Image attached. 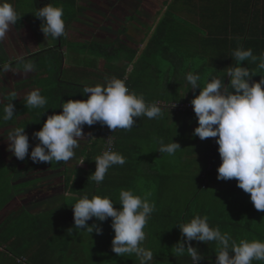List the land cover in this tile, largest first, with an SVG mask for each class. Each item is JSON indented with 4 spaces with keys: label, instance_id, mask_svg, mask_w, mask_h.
Listing matches in <instances>:
<instances>
[{
    "label": "trees",
    "instance_id": "16d2710c",
    "mask_svg": "<svg viewBox=\"0 0 264 264\" xmlns=\"http://www.w3.org/2000/svg\"><path fill=\"white\" fill-rule=\"evenodd\" d=\"M65 1L73 9L78 2ZM52 2L53 0H36L37 10L47 4L53 5ZM247 8L249 12L245 13L246 20L241 24H200L198 33L211 38L207 44L213 49L214 61L220 62L229 58L240 46L245 50L252 49L253 44L264 40L261 11L254 13L251 7ZM174 10V6L170 7L166 18L158 24L148 47L149 51H153L158 42L163 45L161 39L164 32L171 39L174 26L169 19ZM205 10L210 13L208 15H212L211 8ZM75 17L69 18L70 21L64 19L66 33L73 25ZM38 22L41 26L42 21L38 19ZM47 38L52 42L50 48L23 57L35 63V71L31 73L24 74L22 69L18 68L19 58L8 62L0 57V65L11 63L14 69L4 74L6 77L26 76L24 81L22 79L13 82V89L5 90L0 86V264H139L134 254L118 257L112 252L114 231L110 226L111 218L102 222V235H96L95 232L90 235L87 231L74 227L71 207L80 198L84 195H88L90 199L93 195L109 196L115 204L114 207L119 209L121 190H131L134 195L141 197L152 189L154 191L148 199L155 203V211L144 229V246L153 251L154 264H192L187 253L176 256L172 248L183 239L176 226L190 222L197 215L207 216L211 227L218 226L222 233H229L237 242L241 239L264 241V212L254 208L250 194L238 188L235 179L217 180V168L221 160L216 138H208L210 144L206 149L203 148L200 157H194L198 152L192 150L191 157L194 160L182 165L179 174L162 175L155 171L156 174L148 175L142 185L138 183L140 179H133L131 174L127 177V169L133 167L134 161V158H129L140 155V152L134 149L135 146L131 149L125 145L132 143L126 142L127 130L118 129L112 133L107 126H101L99 123L91 127L84 126L83 132L91 133L92 136L79 141L80 146L74 150V157L68 162L53 161L51 164L36 165L29 157L23 162L11 157L7 151L8 138L5 132L9 133L16 127H25V134L30 139V154L38 143L33 133L41 130L49 115L62 112L63 102L70 99L86 100L84 87L103 85L106 78L115 77L123 80L130 91L136 93L139 89L138 83H133L134 75L126 79L127 68L135 60L137 52L126 47L121 39L112 44H103L90 40L69 39L67 35L57 40ZM204 40L201 39L203 44ZM171 41L165 40L164 43ZM69 51L77 56L74 57L75 64L69 65V59L66 57ZM154 52V58L165 57L164 54L156 55V50ZM221 55L224 57L221 58ZM102 61L106 63L103 70L100 69ZM204 65L201 64L197 71L193 72L200 75L201 87L212 77H225L226 84V74L220 73L218 69L206 74ZM187 73L186 70L185 74ZM32 88L39 89L41 95L47 98L45 108L25 106V97ZM199 91L200 89H196L195 96ZM186 101L180 100L176 104ZM10 102L15 105L14 117L4 121L3 107ZM164 104V107L174 110L171 108L173 103ZM179 113L187 117L190 115V112ZM110 135L114 151L126 158V164L113 166L104 181L96 184L89 177L96 169L95 157L102 154L107 144L105 139ZM41 172L45 174L34 176V173ZM43 188L50 190L49 199H44L47 195L46 192L43 194L40 191ZM87 223L91 226L98 222L93 218ZM191 244L204 256L200 264H214L218 251L215 242L205 244L193 241ZM253 264L264 262L254 261Z\"/></svg>",
    "mask_w": 264,
    "mask_h": 264
},
{
    "label": "clouds",
    "instance_id": "9594fccd",
    "mask_svg": "<svg viewBox=\"0 0 264 264\" xmlns=\"http://www.w3.org/2000/svg\"><path fill=\"white\" fill-rule=\"evenodd\" d=\"M63 7L47 4L39 8L34 15L42 21L41 31L44 37L57 40L65 37L66 26L63 20ZM19 14L7 0H0V43H2L10 27L17 24ZM236 66H229L225 77H212L200 86V75L189 72L186 80L192 91L200 89L199 94L190 101L198 127L193 136L200 140L216 138L218 153L221 160L217 168V180L235 179L237 187L250 194V201L257 211L264 212V77L259 82L252 80L256 76L248 67H241V62L259 61L258 68L264 70V53L259 57L253 55L252 49L245 50L242 46L232 53ZM18 68L24 74L35 71L36 65L31 60L20 57ZM14 71L11 63L0 65V75ZM86 100H68L62 104L60 114L49 115L41 130L33 133L38 143L29 154V137L25 127H16L9 132L8 149L19 161L26 157L33 164H51L68 162L74 157L79 141L91 137L85 134V125L91 127L97 123L113 133L117 129L131 130L135 118L146 117L158 119L163 116V109L157 102L148 103L143 94L130 91L123 80L106 78V83L86 86L83 89ZM15 95V94H13ZM26 107L43 109L47 98L39 89L32 90L25 97ZM176 104H174V108ZM15 105L10 102L3 107L2 119L12 120ZM101 155L95 157L96 169L90 179L101 184L109 169L115 165L123 166L126 158L112 150V136L107 139ZM181 150L179 143L164 144L160 141L159 152L174 155ZM84 162H82L83 164ZM144 197L134 195L131 190L119 192V209L109 196L93 195L91 199L84 195L72 206L74 227L87 231L90 235H102V222L111 218L114 238L111 250L118 257L131 256L139 260V264H154V253L144 246V231L155 203ZM95 219L98 223L88 225ZM183 239L172 248L176 256L185 253L191 258L192 264H200L204 256L191 242L208 244L215 242L218 251L214 264H253L254 261L264 262V241L241 239L234 240L229 233H222L220 228L211 227L208 217L199 215L190 222L176 226ZM234 253V255H230Z\"/></svg>",
    "mask_w": 264,
    "mask_h": 264
},
{
    "label": "crops",
    "instance_id": "0c3cea01",
    "mask_svg": "<svg viewBox=\"0 0 264 264\" xmlns=\"http://www.w3.org/2000/svg\"><path fill=\"white\" fill-rule=\"evenodd\" d=\"M54 1L69 6L65 0H53V5ZM7 2L14 6L20 17L17 24L10 27L2 42V46L9 47V52L13 55L9 61L50 48L52 42L44 37L38 18L34 16L37 12L36 0H31L27 6L24 5L23 0H7ZM173 6L176 10L169 19L174 26L171 39L164 32L161 39L163 45L158 42L157 47L149 51L148 47L158 24L166 18L169 8ZM247 7H251L254 13L261 11L260 19L264 22V0H251V2L248 0H78L74 12L64 13V17L76 16L67 32V38L103 44H112L117 39H121L126 47L137 52L135 60L127 68L126 79L134 75L133 83L139 85L136 93L143 94L146 102H157L162 106L161 118L151 120L146 117L135 118L136 125L130 131L125 130L127 136L129 135L126 136V142H132L125 145L131 149L135 146L134 149L140 152V155L129 158V160L134 158V161L133 167L127 169V177L131 174L133 179H140L138 183L142 185L148 175L156 174L155 171L162 175L179 174L182 165L194 160L191 157L192 150L196 152V149L203 150L204 140L192 134L198 127L195 115L190 113L188 117L184 116L179 111L164 107V103L174 105L180 100L194 98L196 90H191L186 76L189 72L197 71L201 64H205L203 70L206 74L214 69L226 74L229 66H236L237 62L233 55L220 62L214 61L213 49L207 44L211 38L202 36V33H198V29L202 23L241 24L246 20L245 13L249 12ZM206 8H211L212 15H208L210 13L205 10ZM18 24L21 26H17ZM72 31L77 35L74 36ZM83 33L86 36H82ZM201 39H205L204 44ZM165 40L172 41L164 43ZM155 50L156 55L164 54L165 57L154 58ZM252 52L258 57L264 53L263 39L253 44ZM75 56L73 52L66 53L69 65L75 64ZM222 57L224 56L221 55ZM161 63H166L167 68L162 70ZM105 64L104 61L100 63L101 70L105 68ZM258 64L259 61L256 63L245 61L240 65L254 72L256 76L252 77V80L255 82H259L261 77H264V70H260ZM186 70L187 74H185ZM206 74L203 77L204 81L207 79ZM35 89H29L28 92ZM161 140L164 144L173 140L180 144L181 150L172 156L161 153L159 152ZM195 155L197 156L194 154V157Z\"/></svg>",
    "mask_w": 264,
    "mask_h": 264
},
{
    "label": "rangeland",
    "instance_id": "374dc122",
    "mask_svg": "<svg viewBox=\"0 0 264 264\" xmlns=\"http://www.w3.org/2000/svg\"><path fill=\"white\" fill-rule=\"evenodd\" d=\"M23 2H25L24 3V5H28V3L30 4V2H31V0H23ZM53 6H55V7H63V10H64V13H67V12H74V10H73V8H70V6H65L64 5V3H61V2H58V1H54V5ZM63 20L65 19V20H68V21H70L71 19H69L68 17H65L64 18V15H63ZM17 26H21L20 24H18ZM77 31V30H76ZM73 32V35L74 36H76L77 34H76V32L75 31H72ZM76 34V35H75ZM82 35V34H81ZM82 36H86V34L85 33H83V35ZM89 39V38H88ZM1 45H0V57L2 56V58H4V60L5 61H8L9 62V60H11L12 59V57L11 56H13L10 52H9V47H5V46H2V43H0ZM5 51H7L6 53H4ZM160 68L162 69V70H164L165 68H167V64L166 63H161V65H160ZM17 76V75H16ZM15 76V78L14 77H9V76H5V75H2L1 77H0V86L2 87V89H5V90H8L9 88H11V89H13V82H16V81H18L20 78L21 79H23V78H26V76L25 75H18L17 77ZM12 78H14V79H12ZM161 80H163V77L161 78ZM22 81H24V79L22 80ZM6 133V135L5 136H7V138H8V135H9V133L8 132H5ZM29 141H30V139H29ZM6 143H8V142H6ZM204 145H203V147H205V149L207 148V146L210 144V141L207 139H205L204 140ZM8 146V145H7ZM197 150V152H198V154H197V156H201L202 154H203V150H201V149H196ZM205 151V150H204ZM10 155H11V157H14L13 155H12V153H10ZM176 161V160H175ZM42 174H45V173H40V174H38V173H34V176L35 177H37V176H41ZM48 189H50V188H48ZM43 194H44V192H46L45 193V195H47L46 197L47 198H44V199H49L50 198V196H48V193H50V190H45L44 188L43 189H41L40 190ZM63 192H60V194H62ZM153 193H154V191H149L147 194H150V195H153ZM146 195V194H145ZM149 196V195H148ZM49 197V198H48Z\"/></svg>",
    "mask_w": 264,
    "mask_h": 264
},
{
    "label": "built area",
    "instance_id": "2783aa9c",
    "mask_svg": "<svg viewBox=\"0 0 264 264\" xmlns=\"http://www.w3.org/2000/svg\"><path fill=\"white\" fill-rule=\"evenodd\" d=\"M129 89V88H128ZM130 90V89H129ZM174 106V105H173ZM172 106V107H173ZM174 110H177L179 112H190L193 113L192 106L190 102L187 103H182V104H176V106L173 108ZM118 130V129H117ZM112 150L114 151V144H113V139H112Z\"/></svg>",
    "mask_w": 264,
    "mask_h": 264
}]
</instances>
